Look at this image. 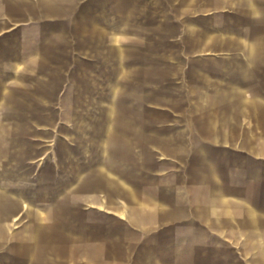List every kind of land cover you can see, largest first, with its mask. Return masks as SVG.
<instances>
[{
	"label": "rangeland",
	"instance_id": "374dc122",
	"mask_svg": "<svg viewBox=\"0 0 264 264\" xmlns=\"http://www.w3.org/2000/svg\"><path fill=\"white\" fill-rule=\"evenodd\" d=\"M251 1L252 4H245L244 0H72L62 6L27 3L26 7L4 4L0 7V13L4 12L2 20L0 16V65L4 63V67L14 62L18 68L24 64L32 68L39 65V72L53 76L67 73L69 88L75 77L85 80L94 66L96 72H104L107 77L113 72L105 68L107 52L91 54L85 51V46L98 30L106 34L110 29L115 33L116 44L121 46L120 57L124 58L123 46L131 43L132 49H127L126 57L133 65L146 61L148 68L133 66L125 77L124 62L120 59L115 104L96 99L104 96L106 83L99 84L92 100L3 101L0 188L14 183L38 192L58 187L61 168H67L70 173L75 167L70 163L79 160L85 163L86 158L93 159L98 149L106 146L103 122L109 130L116 129L118 136L126 128L138 150L141 145L146 147L142 166L140 155L125 149L121 143L112 147L117 159L102 167L121 180L126 178L127 187L152 190L155 174L167 177L182 173L187 166L179 164L180 160L187 153L191 159L198 155L199 136L204 134L174 132L175 126L195 124L198 116L207 111L200 106L209 102L188 100L189 88L194 86L182 83L178 77L206 56L213 55L219 60L220 50L264 44V26L261 27L264 14L253 15L260 7L264 9V4ZM35 44L40 45L42 52L38 60L27 56L34 51L31 48ZM82 50L86 55L77 57V51ZM4 73L1 79L6 83L7 97L34 96L29 88L18 85V76L11 69ZM140 78L148 83L140 85ZM23 80L32 83L33 76H25ZM45 95L58 97L56 92ZM75 105L85 118L72 116ZM86 122L93 124L87 126ZM140 124L148 130L146 142L133 132L132 126ZM243 141L250 146V132L243 133ZM156 144L161 145L165 155L150 147ZM206 151L215 158L218 171L228 174V197H235L236 186L242 183L244 193L251 199L250 147L242 150L212 147ZM158 157L163 158L158 161ZM61 159L68 164L60 165ZM125 159L128 164L124 163ZM87 214L88 221L93 222L90 217L96 215L90 211ZM202 217L203 213L196 207L194 220L185 216L159 228L131 229L132 264H264L262 260H252L249 238H239L237 243L235 229L204 228ZM105 218L117 227L113 230L123 232L117 213L105 212ZM77 247L75 241H68L69 251L77 252ZM12 250L20 251L15 245Z\"/></svg>",
	"mask_w": 264,
	"mask_h": 264
},
{
	"label": "crops",
	"instance_id": "0c3cea01",
	"mask_svg": "<svg viewBox=\"0 0 264 264\" xmlns=\"http://www.w3.org/2000/svg\"><path fill=\"white\" fill-rule=\"evenodd\" d=\"M244 3L252 4V1L244 0ZM254 3L262 5L264 1ZM4 4L13 3L0 2V7ZM258 14L263 15L264 9L260 7L253 13ZM3 15L1 12V20ZM262 29L264 35V27ZM89 38L85 51L91 54L107 52L105 68L108 72L113 70L112 74L105 77L104 72H96L94 66L87 72L85 80L77 76L69 88L67 73L53 76L39 72V65L32 68L24 64L18 68L14 62L8 67L3 63L0 65V109L3 111L2 102L8 99L92 100L100 83H106L107 87L103 90L104 96L96 99L109 100V95L116 98V69H121V61L124 62L125 77L133 66L148 68L146 61L133 65L126 57L127 49H132L131 43L123 46L124 58L120 57L121 46L116 44L114 31L109 29L105 34L98 30L95 37ZM31 49L34 51L27 56L38 60L42 53L40 45L35 44ZM218 52L219 60L213 55L206 56L204 61L193 63L187 73L178 77L182 83L194 86V89L189 88L188 100L209 102L200 106L207 111L198 116L195 124L175 126L174 132L204 134L199 136L198 155L191 159L187 153L186 158L180 160L179 164L187 166L186 170L182 168V173L167 177L155 174L152 176L155 178L154 189L138 190L127 187L126 178L121 180L123 178L110 171L102 170L113 161L91 159L90 167L84 168L79 160L70 163L75 165L70 173L65 167L60 169L59 184L71 179L69 188L41 192L0 188V264H132L131 229L159 228L185 216L194 220L196 207L203 213L204 228L235 229L238 234L236 242L239 243V238H249L247 243L252 246V260L264 262V44H247ZM76 54L77 57L86 55L83 50ZM6 69H11L12 74L18 76V85L29 88L34 96L7 97L6 83L1 79ZM25 76H33L32 83H25ZM138 83L146 85L148 81L140 78ZM46 92H56L58 97L47 96ZM73 110L78 111L77 105ZM132 127L133 132L139 133L141 140L146 142L148 130L144 125ZM245 131L251 133L250 146L244 144ZM123 147L133 150V154L138 153L141 166L144 164L143 150L146 147L141 145L138 150L126 128ZM150 147H155L161 156L166 154L159 144ZM212 147L240 150L250 147L253 156L251 199L244 193L242 183L236 186L235 197H228V174L218 171L215 158L206 151ZM126 160L124 163L128 164ZM65 163L68 164L60 160V165ZM209 196H218L220 201H211ZM144 197L146 199H142ZM89 211L96 215L94 219L90 217L93 222L88 221ZM108 211L118 214L122 233L113 230L117 227L105 218ZM88 229L92 231H85ZM69 240L75 241L76 247L79 243L77 252L69 251ZM14 245L18 246L19 252L12 250ZM9 246H12L11 251H7ZM91 249L95 251L91 252Z\"/></svg>",
	"mask_w": 264,
	"mask_h": 264
},
{
	"label": "water",
	"instance_id": "95a60500",
	"mask_svg": "<svg viewBox=\"0 0 264 264\" xmlns=\"http://www.w3.org/2000/svg\"><path fill=\"white\" fill-rule=\"evenodd\" d=\"M72 0H0L1 3H13L15 5H18V6H23V7H26L27 3L31 4V5H38L39 3H44V4H53V5H56V6H62V5H65L69 2H71ZM110 96V99L109 101L112 102L113 104H115V101H116V98H114L112 95H109ZM5 112H3L1 109H0V131H3V127H2V121H1V116H3ZM73 115L75 117H83L85 118V114H83V112H79V111H76V110H73ZM88 124H93L92 122H86V125L88 126ZM102 125V129H103V134L106 136V139H107V144L105 147H100L98 149V151L96 152L93 160L94 161H106V162H110V161H114L117 159V156L116 154L114 153V151L112 150V147H116L118 146L119 144L123 143L124 142V134H121L118 136L119 132L116 131V129H112V130H109L108 129V125L106 122H103L101 123ZM86 126V127H87ZM81 163H83L84 165L82 167L86 168V167H90V164H91V160L87 159L86 158V162L84 163V161ZM71 179L67 182V183H64L62 185L58 184V187H55L54 188H69L70 185H71ZM85 182H87L85 180ZM84 181H83V184H86ZM5 190H9V191H12V190H26L24 189L23 187L21 186H17L15 183L14 184H7L5 186ZM52 188V189H54ZM210 200L211 201H214V202H217V201H220V199L218 198V196H209Z\"/></svg>",
	"mask_w": 264,
	"mask_h": 264
}]
</instances>
